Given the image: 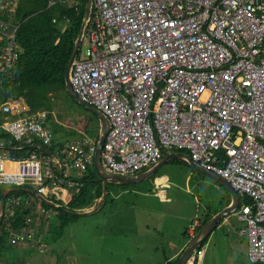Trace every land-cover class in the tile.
Returning <instances> with one entry per match:
<instances>
[{
	"label": "built area",
	"instance_id": "1",
	"mask_svg": "<svg viewBox=\"0 0 264 264\" xmlns=\"http://www.w3.org/2000/svg\"><path fill=\"white\" fill-rule=\"evenodd\" d=\"M91 3L88 50L72 64L70 83L81 101L108 120L104 169L129 176L158 162L163 151L188 154L250 198L236 216L247 224L248 261L264 264V0ZM0 27L6 29L1 22ZM3 35L0 73L14 75L19 61L14 34ZM25 109L22 101L0 104V114ZM47 118L41 110L0 127L16 143L38 138L50 145ZM8 146L0 143V187L79 191L76 179L57 176L39 153L20 159L6 153ZM65 149L70 170L81 173L94 164L93 141ZM219 152L227 158L220 159ZM27 231H15L9 242L24 243ZM195 254L188 264H195Z\"/></svg>",
	"mask_w": 264,
	"mask_h": 264
},
{
	"label": "trees",
	"instance_id": "2",
	"mask_svg": "<svg viewBox=\"0 0 264 264\" xmlns=\"http://www.w3.org/2000/svg\"><path fill=\"white\" fill-rule=\"evenodd\" d=\"M13 6H15L13 13L11 8L9 10L3 9L0 12V18L8 20L10 14L14 16V22L18 26L15 39L20 49L19 61L14 75L0 73V82H2L0 99L3 102L9 99H22L30 108L29 115L41 110L51 111L54 104L53 98L60 99V97L66 96L73 100L66 91L64 74L84 18L86 0H78L72 3H56L50 7H48L47 0H19L17 4L15 1ZM11 19L13 20V17ZM87 29L82 41V47L87 36ZM82 47L79 51V57ZM2 123L3 119L0 118V125ZM6 140H10V136L0 127V142ZM36 143L40 145V148L31 144L30 146L16 149V154L12 155L18 156V154L21 155L27 150L36 151L44 160H50L53 172L57 176H62L53 153L56 154L58 151L62 157L70 161V157L65 152L67 145L63 146L56 142L57 145L54 137L50 145L38 141L34 144ZM9 145L16 146L18 143L14 142ZM12 149L13 147L9 148V150ZM72 171L75 170L70 172ZM80 175L77 179V175H68L70 179H76L81 184V187L77 193L69 191L68 194H71V197L66 202H61L62 197L57 196L55 193L51 194L50 197L47 194H40L45 196L47 200L65 205L71 210L81 211L91 208L101 199L102 184L94 182L97 179L94 164L85 165ZM114 185L121 189H126L129 186L108 183L106 200L97 211L113 200L109 194V189ZM31 189L37 191L35 188L28 186L22 188L14 186L0 188V199L2 194L9 190L5 196V209L8 208L11 213L10 217L4 216L0 220V249L4 246L5 239L8 240V236L15 231L35 230L37 222L43 216L39 206L51 211L50 214L43 210L46 214L48 213L45 218L49 231V237L45 240L46 243L61 239L65 230L81 218V216L74 215L62 208L50 206L40 201L32 194ZM31 198L34 200L33 202ZM12 200H15V202ZM248 201L245 199V202ZM9 202L10 205H8ZM26 205H30V207L27 208ZM27 219H30L28 223ZM183 236L188 237L189 241L193 237L185 231ZM178 258L179 256L171 262L167 260L168 264H176Z\"/></svg>",
	"mask_w": 264,
	"mask_h": 264
},
{
	"label": "rangeland",
	"instance_id": "3",
	"mask_svg": "<svg viewBox=\"0 0 264 264\" xmlns=\"http://www.w3.org/2000/svg\"><path fill=\"white\" fill-rule=\"evenodd\" d=\"M72 2L75 1H71L70 3ZM87 50L88 45L84 42L80 58L86 56ZM53 108L55 116L53 118L56 121L50 125V129L54 132L57 138L56 141L59 138H63V135L59 133L62 130L58 128L59 125H63L64 128L69 125L70 128L77 130H80L78 128L80 126H82L81 128L84 127V129L85 127L94 128L97 126L95 118L90 112L84 110L75 100H71L66 96H62L59 100L55 101ZM77 130H74L76 132L75 137L80 134ZM80 132L83 133V130H80ZM87 132L88 134L94 133L88 129ZM65 134L66 138L70 139L67 131ZM82 135H79L77 139L83 140L84 136ZM184 167V165L178 162L168 163L167 168L171 172V177L174 181H180L182 179L185 170ZM178 171L181 173L178 174ZM66 172H70V169L68 170L67 168ZM77 174L76 179L81 176L80 172H77ZM190 174L192 175V172ZM190 174L187 173L184 176L183 182H181L183 188H189L187 194L173 192L171 195L173 198V203H171L173 212L178 215L176 219L179 222H183L187 218H189L188 221L190 222L196 210V214L201 215L205 211V208H211L219 200L213 190H205L204 187L193 185V182H185L187 177L188 181L191 178ZM137 175L139 174L137 173ZM147 186H149L148 179H145L131 184L127 188L140 187L144 189ZM162 187L166 191L167 187L165 183ZM36 192L43 193L38 190ZM54 193L62 195L60 191H52L47 193V195L50 197ZM42 197L45 198V196ZM70 197L71 194L62 196L61 202H66ZM146 199V197L133 195L132 193L124 195L121 198L113 199L106 203L99 211L79 218L65 230L61 239L50 243L45 242L47 237H49L45 218L48 213L51 214V211L39 206L43 216L37 222L35 230L32 231L30 229L27 231L24 236V243L13 245L9 240L5 239L4 246L0 249V264H153L157 259H155L152 249L154 245L159 243L158 239L160 234L157 232L155 234L143 235L138 230L131 232L130 226V223L135 225L138 222L145 224L147 220L151 221L147 215L145 206ZM12 201L15 202V200ZM50 202L59 208L65 206L51 200ZM8 205H10V202ZM26 207L29 208L30 205H26ZM165 209L166 211H170L167 208ZM43 210L48 213L46 214ZM10 215V212L6 213V217H10ZM170 218L166 217L161 222H167ZM188 235L192 236V233ZM21 246H26L28 251L24 252L21 249L15 252H8L12 247L17 248ZM190 261L192 262V258Z\"/></svg>",
	"mask_w": 264,
	"mask_h": 264
},
{
	"label": "crops",
	"instance_id": "4",
	"mask_svg": "<svg viewBox=\"0 0 264 264\" xmlns=\"http://www.w3.org/2000/svg\"><path fill=\"white\" fill-rule=\"evenodd\" d=\"M2 1V4L0 5V12L3 9H10L11 12H14L15 6H13L14 2H19V0H0ZM10 6V7H9ZM13 17V20L11 19ZM2 19V18H0ZM10 24H15L14 22V16L10 14L9 19H2ZM3 45L2 39H0V47ZM82 47V45H81ZM81 49V48H80ZM2 86V82H0V87ZM72 97V96H71ZM73 98V97H72ZM15 100H21L22 99H9L6 102L1 101L2 103H13ZM55 106V101L59 100V98H53ZM74 100V99H73ZM24 102V101H23ZM79 104V103H78ZM80 105V104H79ZM81 106V105H80ZM84 110L90 112L83 106H81ZM48 113V119L45 122L46 127L50 129V125L54 124L56 121L54 118V108L51 111L46 110ZM23 114H0V118L3 119V122L6 120H11L13 118H16L18 116H24L27 115L28 112H30V108L28 105H26V109L24 110ZM36 113V112H35ZM93 117L95 118V121L97 123V126L94 128H81L82 126L78 127L80 130H83V133L80 132V130L70 128L69 125L64 128L63 125H59V129H62L59 131L61 135H63V138H59L58 141L54 132L51 130L52 135L54 137L55 143L64 145H73V144H79L83 142V140H91L95 144L98 141L99 132H100V121L99 119L90 112ZM83 116V114H82ZM54 117V118H53ZM72 127H74L72 125ZM2 128V127H1ZM87 129L90 132H94L93 134H88ZM3 131H5L2 128ZM74 130L79 131V135L83 134L84 136L83 140L77 139L75 137ZM85 130V131H84ZM68 132L69 138H66L65 132ZM57 133V131H55ZM74 132V133H73ZM5 133H7L5 131ZM73 133V134H72ZM8 134V133H7ZM70 134L72 135L70 137ZM9 135V134H8ZM10 136V135H9ZM72 139V140H71ZM38 142H41L40 140H37ZM6 144H13V140H6L2 141ZM1 143V142H0ZM56 143V144H57ZM57 144V145H58ZM34 146L40 148L39 144H33ZM12 146L13 149L9 150L8 148H5L7 154H16L17 150L14 149L15 145H9ZM8 146V147H9ZM9 147V148H12ZM22 152H24L22 149H20ZM29 151H25L23 154H27ZM178 153V151H163L161 159L156 162L155 164L149 165L147 168L140 171L138 174L155 170V172L150 175L146 180L148 179L149 186L145 187L144 189H141L140 187L132 188V189H121L117 187L116 185L112 186L109 189V194L113 199L121 198L124 195H128L132 193L133 195H141L142 197H146L145 206L147 210V215L151 219V221L147 220L145 224H142L138 222L137 224L133 225L130 223L131 226V232L134 231H140L141 234L147 235V234H155L159 233V239L158 244L154 245L152 252L154 253L155 259L157 261L153 264H168V261L171 262L175 258L181 255L183 250L186 248V246L189 243L188 237L183 236V232H187V234L194 233L197 234L198 231L201 229V227L211 218L214 216H217L221 214L222 212L228 210V208H231L235 206L234 202V196L231 194L218 180L212 176L211 173L207 172V174L201 172L199 168L193 167L189 161L186 158H176L173 157V154ZM184 153V152H183ZM167 154V157H166ZM186 154V153H185ZM20 155V154H18ZM15 156V155H13ZM53 157L55 161L57 162V165L60 170V174H68L67 171V164L69 163V160L65 157H62L58 151L53 153ZM219 158L224 160L227 158L226 154L224 152H219ZM175 163L178 162L181 165H184L185 170L183 172V177L180 181H174L171 177V172L168 170V163ZM160 163V164H159ZM221 163V162H220ZM222 164V163H221ZM8 169L13 168V164H8L6 166ZM69 170V168H68ZM71 171V170H70ZM192 172V175L190 174ZM178 174L181 172L178 171ZM190 174V179L188 181V177L186 178L185 182H193V185H198L201 187H204L205 190H213L215 194L218 196L219 200L216 204L212 205L211 208L207 209L205 208V211L201 215L196 214L197 210L195 211V214L192 215V218L190 219V222L188 221L189 218L184 220L183 222H179L176 219V215L173 212V206L171 203H173L172 193L173 192H183L187 194L189 191V188H183L181 186V182L184 180V176ZM68 175H78L77 172L72 171ZM165 183L166 185V193L164 197H161L160 194H158L159 188ZM232 187V186H231ZM1 188V187H0ZM233 188V187H232ZM234 189V188H233ZM235 190V189H234ZM61 192V191H60ZM239 197L238 206L234 207L235 209L232 211H227V214H225L224 218H222L217 227L212 230L207 240L197 248V252H201V254L198 256L195 254L194 263L195 264H252L248 261V238L245 233L239 234V230L244 229V223L240 222L237 219V212L240 210V207L243 206L245 203V199L249 200L247 196L244 198L235 190ZM57 196H67V192H63L62 195L59 193H56ZM160 195V196H159ZM96 205V204H95ZM93 208V207H92ZM90 209H84L83 211H88ZM169 209L170 211H166V209ZM166 217H171L170 220L167 222L162 223L161 221L165 219ZM205 222V223H204ZM131 240V239H130ZM163 242V243H162ZM23 250L28 251L26 249V246H21L17 248H10L8 252L16 251V250ZM194 256V255H193ZM168 260V261H167Z\"/></svg>",
	"mask_w": 264,
	"mask_h": 264
},
{
	"label": "water",
	"instance_id": "5",
	"mask_svg": "<svg viewBox=\"0 0 264 264\" xmlns=\"http://www.w3.org/2000/svg\"><path fill=\"white\" fill-rule=\"evenodd\" d=\"M91 4H92L91 0H87L86 8H85V14H84V18H83V21L81 24V28H80V31H79L78 36L76 38V42H75V46H74V49L72 51V54H71V56L67 62V65L65 68V74H64L65 86H66L65 88H66L67 93L70 96H72L73 99L77 103H79L81 106H83L84 108H86L87 110L92 112L100 121V132H99L98 141L96 143V151H95V156H94V167H95L96 174H97V179H95L94 182L102 183V196H101V199L98 203V206L94 207L88 211H77V210L75 211V210L69 209L68 207L61 206V208H63L64 210L69 211L70 213H72L74 215L81 216V217H85L87 215L92 214L93 212H96L102 206V204L104 203L106 196H107V185H108V183H114V184H119V185H131V184L140 182L142 180H145L146 178H148L150 175H152L155 172V170L147 171V172H144V173L137 175L134 178L133 177L117 176L115 174L107 172L103 167L101 153H102V148H103V145L105 142V137H106V134L108 131V120L101 111H99L98 109H96L92 105H89V104L81 101L78 98V96L72 90L70 79H69V72H70L72 64L74 63V61L77 59V57L79 55V51H80V48L82 45V41L84 39V35L86 32L87 26L89 25L90 14H91ZM166 157H167V154H166ZM173 157L186 158L193 167L199 168L201 170V172H203L205 174H207V172H208L207 170L199 167L197 164L190 161V157L183 152L175 153V154H173ZM212 176H214V178L216 180H218L231 194H233L234 202L236 204H235V206L228 208V210L222 212L221 214L214 216L213 218L209 219L201 227V229L198 231V233L193 235L192 239L189 241L188 245L186 246V248L183 250V252L179 256L176 264H188L189 260L192 258L195 251L197 250V248L200 247L207 240V238L209 237L212 230L217 227L219 221L222 218H224L225 214H227V211L228 212L232 211L235 209L234 207L238 206L237 204L239 201V197H238L237 193L235 192V190L231 187V185L228 182H226L223 178H220L219 176H217L215 174H212ZM8 191L9 190L4 192L1 196V199H0V220H2L4 217L5 196L8 193ZM31 191H32V194L36 198H38L40 201H42V202H44L50 206H55V204H53L52 202H50L46 198H43L40 193H37L35 190H31Z\"/></svg>",
	"mask_w": 264,
	"mask_h": 264
},
{
	"label": "bare ground",
	"instance_id": "6",
	"mask_svg": "<svg viewBox=\"0 0 264 264\" xmlns=\"http://www.w3.org/2000/svg\"><path fill=\"white\" fill-rule=\"evenodd\" d=\"M73 1H78V0H73ZM86 2H87V0H86ZM47 4H48V7H50V6H54L55 4H52V5H49V3H48V0H47ZM0 22L3 24V26L4 27H6V29L4 30V28H2V27H0V39H2V41H3V45L0 47V50H1V48H3V47H5V45H6V40L4 39V35H3V33L4 34H7V33H12V34H14V42H15V44H16V46H17V51H18V53H20V49H19V47H18V45H17V43H16V39H15V37H16V30H17V25H15V24H10V23H8V22H6V21H4V20H2V19H0ZM72 67V66H71ZM2 74H6V73H2ZM69 79H70V72H69ZM37 140H39L38 138H35L34 139V141L32 142V143H30V144H26V143H19L18 142V145H16V146H14V149H19V148H21V147H25V146H30L31 144H34ZM86 140V139H85ZM84 141V140H83ZM42 142V141H41ZM82 143L83 142H81V143H79V145L81 146L82 145ZM33 153H37L36 151H29L27 154H24V155H18V156H15V157H17V158H20V159H26V158H29ZM186 155H188V154H186ZM189 156V155H188ZM190 157V156H189ZM190 161H192L191 160V158H190ZM193 162V161H192ZM190 163V162H189ZM193 163H195V162H193ZM196 164V163H195ZM198 165V164H197ZM199 166V165H198ZM200 167V166H199ZM202 168V167H201ZM204 169V168H203ZM206 170V169H205ZM209 173H212V172H210V171H208ZM212 174H215V173H212ZM215 175H217V174H215ZM117 176H120V175H117ZM137 176V174L135 173V174H132V175H129V177H136ZM218 176V175H217ZM220 178H222V176H219ZM225 180V179H224ZM226 181V180H225ZM226 182H228V181H226ZM100 183V182H99ZM229 183V182H228ZM102 184V183H101ZM230 184V183H229ZM231 185V184H230ZM165 193H166V191H165V189H164V187H160L159 188V194L161 195V197H164V195H165ZM100 201V200H99ZM99 201H98V203H99ZM98 203L95 205V206H93V207H97L98 206ZM241 211V207H240V210L238 211V212H240ZM246 220V219H245ZM240 221V220H239ZM240 222H243L244 223V226H245V228L244 229H241V230H239V234H241V233H243V232H245L246 231V227H247V224H246V222L245 221H240Z\"/></svg>",
	"mask_w": 264,
	"mask_h": 264
},
{
	"label": "clouds",
	"instance_id": "7",
	"mask_svg": "<svg viewBox=\"0 0 264 264\" xmlns=\"http://www.w3.org/2000/svg\"><path fill=\"white\" fill-rule=\"evenodd\" d=\"M16 101H21V100H16ZM22 102H23V101H22ZM23 103H24V102H23ZM24 104H25V103H24ZM25 105H26V104H25ZM48 116H49V115H48ZM47 119H48V118H47ZM128 177H129V176H128ZM91 208H92V207H91ZM93 208H94V207H93ZM88 209H90V208H88ZM83 210H84V209H83ZM83 210H81V211H83ZM77 211H80V210H77ZM7 212H10L8 208L5 209V213H4V216H5V217H6L5 214H6ZM8 217H9V216H7V218H8ZM10 235H11V234H10ZM192 236H193V235H192ZM9 237H10V236H8V240H9ZM195 252H196V251H195ZM194 254H195V253H194ZM193 257H194V256H193ZM193 257H192V258H193Z\"/></svg>",
	"mask_w": 264,
	"mask_h": 264
}]
</instances>
